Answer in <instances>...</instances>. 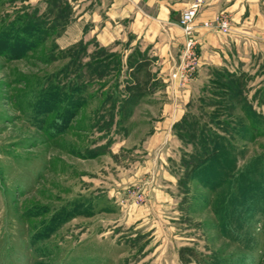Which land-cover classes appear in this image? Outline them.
Returning <instances> with one entry per match:
<instances>
[{
	"label": "rangeland",
	"instance_id": "rangeland-1",
	"mask_svg": "<svg viewBox=\"0 0 264 264\" xmlns=\"http://www.w3.org/2000/svg\"><path fill=\"white\" fill-rule=\"evenodd\" d=\"M88 2L0 0V264H264L263 68L244 74L230 116L216 87L201 90L149 157L159 103L121 119L140 55L78 41ZM203 145L218 155L186 178Z\"/></svg>",
	"mask_w": 264,
	"mask_h": 264
},
{
	"label": "crops",
	"instance_id": "crops-1",
	"mask_svg": "<svg viewBox=\"0 0 264 264\" xmlns=\"http://www.w3.org/2000/svg\"><path fill=\"white\" fill-rule=\"evenodd\" d=\"M202 1L192 56L186 54V37L179 26L184 9L180 11L167 0H89L91 8L77 18L78 41L92 40L102 49L126 44L128 50L139 53V60H130L129 65H143L136 76L144 86L142 97L151 96L159 103L158 117L145 142L149 157L158 158V150L175 142V123L186 115L201 90L216 87L218 76L241 82L244 93L241 79L250 73L249 68L264 70V0ZM218 12L230 21L227 35L202 26ZM131 70L129 67L128 76L133 81ZM184 74L187 78L183 80ZM150 83L156 86L147 93Z\"/></svg>",
	"mask_w": 264,
	"mask_h": 264
},
{
	"label": "trees",
	"instance_id": "trees-1",
	"mask_svg": "<svg viewBox=\"0 0 264 264\" xmlns=\"http://www.w3.org/2000/svg\"><path fill=\"white\" fill-rule=\"evenodd\" d=\"M143 65L141 63L136 64V66H130V68H132L131 72L129 73L130 78L133 80L132 82L126 83L124 86V92L128 95L127 98H125V100L123 101L122 105H121V119L122 120H126L128 119L132 113L133 110L132 108L137 104V102L140 101V99L142 98V94H143V84L142 82H140V80H137V75L139 74V72L141 71ZM225 77L222 76H218L217 80H216V92L218 93V98L219 100H217V102L215 103V107H217L218 109H221V112L227 114V116H230L231 113L234 112L235 109V105L238 104L240 106H243L245 103V99L243 97V92L241 91V82H237L234 80V84L231 81H224ZM186 115L177 123H175L174 125V130L175 132H179V131H184L186 128ZM193 127L196 128V125L193 124ZM192 130V129H191ZM190 130V131H191ZM189 132V130H188ZM180 137V135H178ZM220 137V136H219ZM181 138V137H180ZM182 139V138H181ZM223 139V138H220ZM205 147L206 146H202V152L205 154V158L204 159H198L197 161H193L192 163L187 165V173H186V178L190 177L191 175H194V177L198 176L197 178H199V171L202 169V165H205L206 162L211 159L214 158L218 155V151L220 149H214L213 151H211L212 153L208 156V152L205 151ZM208 156V157H207ZM230 156H232V154H230ZM199 158V157H198ZM232 170V169H231ZM207 176V175H204ZM205 178V186L206 187H212V185L210 183H215V177L214 178H208V177H204ZM212 180V182H211ZM204 182V183H205ZM188 256L189 258L193 257V250L190 249H181L179 251V256L180 258L184 261L185 256ZM190 260V259H189Z\"/></svg>",
	"mask_w": 264,
	"mask_h": 264
},
{
	"label": "built area",
	"instance_id": "built-area-1",
	"mask_svg": "<svg viewBox=\"0 0 264 264\" xmlns=\"http://www.w3.org/2000/svg\"><path fill=\"white\" fill-rule=\"evenodd\" d=\"M200 1L191 7L182 11L179 17V26L186 37L185 48L187 56H192L193 46L195 45L194 41V29H195V21L200 8ZM207 30L213 32H219L221 34L227 35L229 32V19L225 17L222 13L215 16V19L203 23L202 25ZM186 67V66H185ZM175 77V75H173ZM183 80L187 78L185 74L183 75Z\"/></svg>",
	"mask_w": 264,
	"mask_h": 264
}]
</instances>
